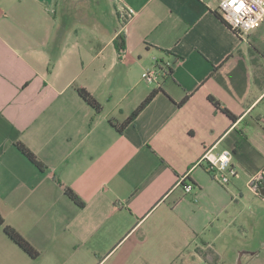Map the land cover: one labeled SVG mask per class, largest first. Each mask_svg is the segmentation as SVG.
<instances>
[{"label": "crops", "instance_id": "1", "mask_svg": "<svg viewBox=\"0 0 264 264\" xmlns=\"http://www.w3.org/2000/svg\"><path fill=\"white\" fill-rule=\"evenodd\" d=\"M106 2L0 0V215L35 252L0 228V264H206L230 235L220 220L236 196L201 156L231 152L225 141L236 129L264 160V119L250 116L264 84L247 104L249 90L239 96V61L253 59L246 38L220 20L219 0ZM154 62L169 74L159 88L142 80ZM232 164L243 170L233 155ZM245 255L252 264L256 254Z\"/></svg>", "mask_w": 264, "mask_h": 264}, {"label": "rangeland", "instance_id": "2", "mask_svg": "<svg viewBox=\"0 0 264 264\" xmlns=\"http://www.w3.org/2000/svg\"><path fill=\"white\" fill-rule=\"evenodd\" d=\"M98 3L104 5L107 2L98 0ZM121 19L126 21V17ZM244 37L248 41L247 47L251 51L253 61H239L238 92L241 96L249 90L247 97L244 98L247 104L253 100L255 89L264 84V25L244 34ZM250 116L264 119V108L261 103L254 107ZM261 128H264L262 123ZM254 142L261 148L258 140ZM235 171L237 176L230 178L228 188L236 196V204L229 218L220 220L222 225L226 221L230 222V235L228 233L222 235L215 243L213 251L207 253L206 264H237L238 261L246 264L251 259L245 255L249 252L256 254L252 264H264V198L254 196L250 177L240 167L235 165ZM191 264L201 263L195 261Z\"/></svg>", "mask_w": 264, "mask_h": 264}, {"label": "built area", "instance_id": "3", "mask_svg": "<svg viewBox=\"0 0 264 264\" xmlns=\"http://www.w3.org/2000/svg\"><path fill=\"white\" fill-rule=\"evenodd\" d=\"M218 13L222 21L231 31L239 36L258 29L264 22V0H219ZM131 14V13H130ZM120 20L124 17L122 11L119 12ZM167 64L154 62V66L146 70L142 75L145 84L159 88L162 81L168 76ZM258 102L264 108V92ZM199 163H204L212 179L221 186H227L230 178L237 176L232 164V154L229 150L220 153H213V148L204 151ZM186 178L179 179L177 186H182L185 194L192 191L190 184H184ZM251 188L257 187L255 180L250 181Z\"/></svg>", "mask_w": 264, "mask_h": 264}, {"label": "trees", "instance_id": "4", "mask_svg": "<svg viewBox=\"0 0 264 264\" xmlns=\"http://www.w3.org/2000/svg\"><path fill=\"white\" fill-rule=\"evenodd\" d=\"M220 18V17H219ZM222 21V19L220 18ZM124 21H122L123 24ZM223 22V21H222ZM224 23V22H223ZM225 24V23H224ZM225 26L230 29L226 24ZM233 32V31H232ZM235 33V32H233ZM238 37L239 35L235 33ZM124 36L119 34L115 40V49L117 52L118 57H121L124 51ZM77 92L81 99L85 101L88 105L94 108L95 111L100 110V105L83 89H77ZM156 94V91L151 92L144 101L132 112V114L126 119V121L122 124L130 123L138 114L139 112L151 101L153 96ZM186 99H183L181 104L185 102ZM210 102L215 108H219V105L214 99L209 98ZM222 112L228 117V119L235 123L237 121V117L232 115L225 109H222ZM229 146V149L232 152L233 157L235 158L236 162L243 168V170L251 177V180H255L257 183V187L259 184L264 183V160L262 156L250 145L247 140V137L241 130L234 129L230 135L229 139L225 141ZM15 147L19 150V152L25 156L29 162H31L37 169L41 170L42 165L36 160V158L22 145L15 144ZM65 195L71 200L74 204L81 207V201L72 193L71 190L65 189ZM255 195L261 197L259 192L256 190L254 191ZM0 228L3 229L4 234L14 243L16 244L21 250H23L27 254L35 253L33 249L29 246V244L23 240V238L12 228L4 224V221L0 215Z\"/></svg>", "mask_w": 264, "mask_h": 264}, {"label": "water", "instance_id": "5", "mask_svg": "<svg viewBox=\"0 0 264 264\" xmlns=\"http://www.w3.org/2000/svg\"><path fill=\"white\" fill-rule=\"evenodd\" d=\"M36 1H38V2H40V3H47V4H50L52 0H36ZM257 190H258V192H259V194H260L261 196H264V184H260V185H258Z\"/></svg>", "mask_w": 264, "mask_h": 264}]
</instances>
